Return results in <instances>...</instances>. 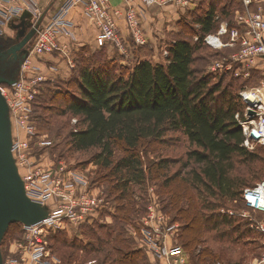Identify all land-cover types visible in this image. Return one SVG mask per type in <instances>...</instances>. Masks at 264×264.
<instances>
[{
	"label": "rangeland",
	"instance_id": "rangeland-1",
	"mask_svg": "<svg viewBox=\"0 0 264 264\" xmlns=\"http://www.w3.org/2000/svg\"><path fill=\"white\" fill-rule=\"evenodd\" d=\"M202 1L200 0L199 4L188 8L173 6V11L179 14V19L175 21L176 24L172 20L169 21L173 24L171 27L174 29L166 28L168 23L162 27L160 26L161 28L153 25L157 29L152 32V35H147L144 31L142 19L143 32L148 37V44L146 45L137 44L126 26L130 34L128 41L134 42L135 48L138 46L141 49L140 52L129 56H125V53L120 56L118 51L120 49L116 47L117 45L111 46L110 43L101 45L104 47L111 46L113 50L118 49V52L108 53L106 49V51L99 48L93 49L88 44L77 46V42L67 43L63 40V37L61 42L68 45L70 60L60 51L32 56L29 67L26 69L25 79L31 84L33 83L32 80L37 78L38 75L43 76L45 79L38 83L39 89L33 97L31 105H29L30 110L27 112L24 122L19 115H16L14 119L13 135L20 142L17 156L21 175L28 181L32 190L38 188V174L44 175L51 171L54 176H59L68 183L69 178H72V180L76 178L74 181L77 189L75 197L79 198L85 194L82 190L87 186L90 191L88 192L89 198H96L99 204L98 213H95L93 220H89L87 224L63 220L58 222L57 225L45 228L41 238L46 246L47 255L43 258L51 264H131L130 252H135L133 264H155L156 262L161 264L162 260H157V256L143 241L142 228L144 227V232L149 233V228L146 227L147 224H153L162 231L160 244L183 246L189 264H207L206 259L202 256L205 249L210 250L215 256L213 260L217 261L209 264H253L264 258V212L251 209L242 196L246 187L255 185L264 177V144L260 142H252L249 146L243 144L253 154L249 157L251 159L236 156L234 173L241 177L242 175L239 173L242 171L244 173L242 178H244L247 185L245 184L239 197L233 200L225 199L221 202L223 207L220 212L235 216L241 224L240 228L235 231L230 229L231 227H227L223 231H205V234H202L201 241L197 245L188 248L183 243L185 241L184 234L188 231V229L186 230L188 223L183 221L181 215L173 209L176 205L180 208H188L190 192L187 191L185 179L188 178L191 167L198 168V165L194 163H190V167H183L188 152L196 149L195 146L189 144L188 137L181 132L169 131L162 140L154 142L155 149H152L149 145H145L141 149V155L146 156L147 161L154 163L160 159H167L171 165L162 171L152 167L154 180L147 179L141 184L133 182V207L132 209L130 207L126 214L120 215L118 211L119 204L116 200V193L112 191L111 182L97 179L99 178V167L92 159L97 149L75 150L70 143L69 133L76 127L77 121L74 120H77V118L72 117L70 114L61 115L60 108H64L65 104L60 99L58 101L55 99L56 94L59 92L70 95L80 92L78 77L80 76L79 69L82 67L97 68L111 64L113 70L119 74L121 68L131 70L137 62L143 59H150L154 63L159 62L165 65L167 63L165 50H168L169 46L178 39L197 44L198 49L195 54L194 68L199 70L200 74L215 76L212 79L213 82L218 81L221 75H225V84L232 82L233 86L230 90L238 94L260 84L263 76L259 70L238 68L239 63L231 57L237 49L213 52L203 43L196 41L195 38L200 37L201 34L199 24H197L198 21L195 19L200 13L196 10L202 11L203 15L213 10L216 21H219V18L227 19L232 20L233 24L236 11L243 9L242 0ZM229 4L233 6L230 7ZM111 5L114 6L112 2ZM166 7L156 5L145 10L155 8V11H161L160 8L164 9ZM136 10L141 11V13L145 11L141 10V0ZM251 10L264 13V0H257L251 6ZM82 14V17L89 20L83 11ZM23 16L25 17L21 18L20 21L10 22H15L18 26L12 24L14 27H9L7 24V27L5 26L6 30L4 28L2 38L8 44L10 43L9 47L20 42V39H18L19 27L31 21L27 14ZM68 18L73 22L70 14ZM95 27L97 28L96 25ZM123 45L124 41L121 42L122 47ZM45 55H51L55 58L48 59ZM225 59L231 61L232 68H211L217 61L222 62ZM43 61L50 64V67L47 66L52 72L50 75L40 72L39 65ZM43 67L46 68L44 63ZM246 106L243 102H240L242 111L239 110L238 112L244 114ZM123 154L124 151L121 149L116 151L117 158ZM80 178L85 180L86 183H78ZM171 186H176L181 193V200L176 199L175 203L165 193ZM98 199H101V201H98ZM173 224L176 225V228L168 231L169 226H173ZM61 232L64 233L72 246L57 247L59 245H57L53 235L61 234ZM28 235L29 230L25 229L22 223L10 226L1 244L3 258L7 264H40L33 261L29 254ZM159 235L160 233L156 235V238ZM154 240L151 239V242L153 243ZM119 247H122V252L128 253L127 261L122 256L123 254L117 252ZM210 259L212 258L210 257L208 260Z\"/></svg>",
	"mask_w": 264,
	"mask_h": 264
},
{
	"label": "trees",
	"instance_id": "trees-1",
	"mask_svg": "<svg viewBox=\"0 0 264 264\" xmlns=\"http://www.w3.org/2000/svg\"><path fill=\"white\" fill-rule=\"evenodd\" d=\"M196 11L200 13L195 19L201 32L196 41L210 48L203 38L217 30L221 19L218 22L214 19L213 10L204 15L202 11ZM229 22L232 24V20ZM3 42L7 48L10 46ZM197 49V44L178 39L169 46L165 65L143 59L131 70L121 68L119 74L111 64L82 67L78 77L80 92L72 95L59 92L55 96L57 101L60 99L65 104L60 108L61 115L77 118L76 127L69 133L75 150L97 149L92 158L99 167L97 179L111 182L120 215L133 207V182L141 184L153 179L152 167L162 171L171 165L167 159L154 163L147 161L146 156L141 155V149L145 145L155 149L154 142L162 140L169 131L181 132L188 137L189 144L196 149L188 152L183 167L194 163L198 168L191 167L185 179L190 192L188 208L177 205L173 208L188 223L183 241L188 248L197 245L205 231L240 228L235 216L220 212L221 202L239 197L246 184L242 171L241 177L234 173L235 157L246 159L253 154L243 145L245 137L235 117L239 110L242 111L240 102L245 106L246 103L240 94L230 90L232 82L225 84V75L213 82L215 76L200 74L194 68ZM18 72V68L0 69V73L13 78ZM118 149L124 151L119 158L116 156ZM165 193L174 203L176 199L181 200L176 186H171ZM16 224L18 222L10 226ZM53 236L57 247L72 246L63 232ZM117 252L127 261L128 253L122 252V247ZM134 254H129L131 264ZM213 255L210 250H203L207 264L217 262ZM210 257L212 259L208 260Z\"/></svg>",
	"mask_w": 264,
	"mask_h": 264
},
{
	"label": "built area",
	"instance_id": "built-area-1",
	"mask_svg": "<svg viewBox=\"0 0 264 264\" xmlns=\"http://www.w3.org/2000/svg\"><path fill=\"white\" fill-rule=\"evenodd\" d=\"M15 0H0V38L4 34V28L11 21L22 18L23 10L12 4ZM257 0H242L243 9H238L235 13L234 23L231 24L227 19H221L216 31L207 33L203 40L214 50L237 49L231 57L239 63L238 68H253L259 70L263 76L262 81L257 86L248 88L240 93V96L247 104L249 97L254 98V104L246 106L244 114L236 113L235 117L242 127L244 134V145L249 146L252 142L264 144V13L262 11H252L251 6ZM200 0H141V10L151 6H175L178 8H188L199 4ZM83 5L82 11L89 20L97 26L99 32L98 41L100 45L110 43L121 48V42L124 40L120 29L119 18L124 17L127 28L133 40L137 44H148V37L143 32L141 11L134 7H128L122 10L112 6L110 0H66L64 4L55 12L52 18L42 26L36 27L31 44L28 46L29 54L23 60L21 68L11 85L1 86L2 94L5 96L9 109L14 132V119L19 115L22 121L27 117L31 101L38 91V83L45 78L38 75L32 80V84L25 79L26 69L29 67L30 60L34 55L62 52L66 57L71 59L70 51L67 44L61 42L63 36L72 35V22L68 16L71 10ZM130 35V34H129ZM198 39L199 37H195ZM166 58L169 55V49L165 50ZM228 61L229 63H227ZM231 61L228 59L217 61L211 68H232ZM72 64V63H71ZM37 87V90H36ZM253 111V114L250 111ZM77 121L76 119L74 120ZM253 131L259 133V138H254ZM20 148V142L13 135V154L18 165L17 151ZM19 171H20V166ZM21 174V172H20ZM22 176V175H21ZM23 177V176H22ZM38 188L32 190L25 181L27 194L35 201L42 203L48 209L46 219L30 226L23 225L29 230L28 244L29 254L33 261L40 264H51L46 261V246L42 240V235L46 227L57 225L58 222L69 220L73 223L87 224L93 220L95 213H98L99 204L96 198H89L86 187L83 188L81 197L76 198V187L72 178L64 181L59 176H54L50 171L38 174ZM85 184L86 181L79 179L78 183ZM243 200L253 210L264 212V177L256 182L255 185L246 187L243 192ZM101 201V199H98ZM101 205V203H100ZM149 233L142 232L144 243L151 248V251L157 256V260H162L161 264H189L184 247L181 245L168 246L160 244L162 231L153 224H147ZM176 228V225L169 226L168 231ZM264 229V228H263ZM159 235L156 238V235ZM150 238V239H149ZM151 239H155L153 243ZM150 244V245H149ZM264 261V258L261 259ZM4 264H7L4 261ZM155 264H158L157 262Z\"/></svg>",
	"mask_w": 264,
	"mask_h": 264
},
{
	"label": "water",
	"instance_id": "water-1",
	"mask_svg": "<svg viewBox=\"0 0 264 264\" xmlns=\"http://www.w3.org/2000/svg\"><path fill=\"white\" fill-rule=\"evenodd\" d=\"M22 32V33H21ZM36 32V26L25 34L23 28L18 35L22 37L19 43L11 46L9 51L16 54L25 49L23 59L28 54V44ZM3 71L4 68L0 66ZM15 78L0 73V264H4L1 244L6 231L12 223L18 222L30 226L38 223L48 216V209L42 203L33 200L26 191L25 181L20 174L19 167L13 154V128L10 109L1 86L11 85ZM248 105L254 104V98L247 99ZM253 114V111H250ZM254 138H259V133L253 131Z\"/></svg>",
	"mask_w": 264,
	"mask_h": 264
},
{
	"label": "crops",
	"instance_id": "crops-1",
	"mask_svg": "<svg viewBox=\"0 0 264 264\" xmlns=\"http://www.w3.org/2000/svg\"><path fill=\"white\" fill-rule=\"evenodd\" d=\"M66 0H15L12 4H15L16 6L20 7L23 10V15H28L30 18V24L37 26H42L44 25L47 21L50 20V18L55 14V12L60 8L62 4H64ZM112 4L122 10H125L126 7H138L140 4V0H111ZM82 7L83 5L80 4L79 6L74 7L71 10L70 17L73 19L74 22V27L71 29L72 30V35L67 37L63 36V40L66 41L67 43H72V42H77V46H82L83 44H88L91 46L93 49L99 48L104 51L107 50L108 53H111L113 51H117L118 49L116 48L113 50V45L111 46H101L98 41V35L99 32L95 25H93L89 20L85 19L82 17ZM160 10L155 11V8H152L151 10H145L142 14V19H143V27L144 31L148 35H152V32L156 30L158 27H162L166 23V28L170 29L173 28L171 27L173 24L169 21H173L174 24H176L175 21H177L179 18V14L177 12H174V8L172 5L167 6L166 8H160ZM166 9V10H165ZM161 12V13H158ZM35 13L36 15H34ZM22 15V18L25 16ZM39 17H38V16ZM37 16V17H36ZM40 18V19H39ZM17 21H20L18 19ZM12 24H17L15 22L9 23V27H14ZM119 24H120V29L122 31V35L124 37V45L123 47L119 48V55L122 56L124 53L125 56L132 55L134 53H138L141 51L139 47L133 45L134 42L128 41L129 38V33L126 29V24H125V19L124 17L119 18ZM157 26V28L153 27ZM18 26V24H17ZM7 27V26H6ZM5 27V30H6ZM160 27V28H161ZM21 27H19L20 29ZM174 29V28H173ZM4 30V31H5ZM73 40V41H72ZM31 44V43H30ZM106 49V50H105ZM117 51V52H118ZM47 56L48 59L50 58H55L54 56L51 55H45ZM42 63V64H41ZM39 65L40 72L45 74L47 73L50 75L52 72L50 69L47 68V66L50 67V64L46 63V61L41 62ZM43 63L46 65V68L43 67ZM47 78V77H46ZM253 264H264V261L262 260H257Z\"/></svg>",
	"mask_w": 264,
	"mask_h": 264
},
{
	"label": "flooded vegetation",
	"instance_id": "flooded-vegetation-1",
	"mask_svg": "<svg viewBox=\"0 0 264 264\" xmlns=\"http://www.w3.org/2000/svg\"><path fill=\"white\" fill-rule=\"evenodd\" d=\"M21 28L19 29V33L20 31H22V29H25V34L32 28V25L30 23H27L25 25H21ZM22 33V32H21ZM22 39V37H20V40ZM5 41L4 39L2 40L0 38V66L2 68H21V65L23 63V55H24V51L25 49H21L19 50L16 54L12 53L9 51L10 47H6V45L4 44Z\"/></svg>",
	"mask_w": 264,
	"mask_h": 264
}]
</instances>
